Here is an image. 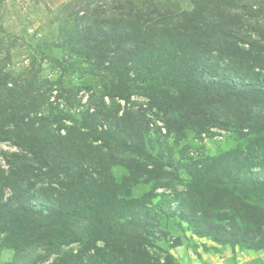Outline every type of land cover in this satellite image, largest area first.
Masks as SVG:
<instances>
[{
	"label": "rangeland",
	"instance_id": "1",
	"mask_svg": "<svg viewBox=\"0 0 264 264\" xmlns=\"http://www.w3.org/2000/svg\"><path fill=\"white\" fill-rule=\"evenodd\" d=\"M82 1L0 0V76L5 77L9 87L29 89L31 86L45 93L47 100L39 112L44 118L42 131L36 136L43 139L45 131L50 133L47 142L41 140L34 144V150L38 152L43 148V151L36 159L33 171L25 166L27 154L34 157V153H28L24 145L0 141V181L3 175L11 172L14 180H19L17 185L14 183L15 188L8 185L4 193L0 182V264H31L34 259L35 264H58L62 254H78L82 248L89 250L85 256L87 263L96 251L95 254L104 255L102 259L107 258L103 264H125L126 257V264H134L137 258H144L145 262L149 260L151 264L166 261L170 264H264V248L256 250L241 243H220L210 233H198L200 225L218 223L216 216L222 213L215 212L216 216L196 224L181 216L184 207L179 204L182 200L174 199L191 180L187 167L193 162L198 163L201 158H214L236 150L249 152L253 139L264 137V123L253 132L247 128L241 131L236 111L227 101L207 106L204 111L186 102L184 106L178 102V108L175 106L173 115L167 118L166 109L173 106L161 108L157 102L162 95L178 94L180 88L168 84L163 85L168 93L157 92L154 97L152 89L146 93L144 88H148L155 79H163L160 72L148 67L130 71L127 81L133 88L129 99L110 94L117 77H111L103 67H95L94 58L84 49L69 52L63 44L71 38L69 36L85 43L79 30L86 32L91 24L98 26L95 18L103 21L115 16L104 12V9H113L115 1L101 0L96 3L100 4L97 7L84 4L90 12H81L85 18L76 32L73 30L77 22L75 10ZM120 1L144 8L158 4L159 10L169 8L178 12L198 9L206 21H210L211 14L220 8L226 14H236L241 22L232 28L230 36L219 43V53L205 59L204 71L214 76L207 92L224 91V88L233 91L226 80L243 87H251L261 81L257 76L247 78L241 76L235 67H227L226 57L232 46L238 44L248 48L250 42L255 41L261 47L260 52L264 53V0H230L227 5H221L219 0ZM62 22L70 24L71 34H62ZM91 45L87 42V46ZM199 72L202 74L203 70ZM262 76L260 83L264 82V72ZM254 108L258 110L260 105L256 104ZM84 117L90 121L88 125ZM207 117L216 121L223 118V124L233 122L228 128H221L210 125ZM39 124L36 123L37 126ZM126 128L133 130L129 138L121 137V131ZM27 136L34 135L31 132ZM132 142L136 149L131 147ZM96 148H106L100 159L110 167L109 174L102 177L101 169L95 170V163L89 158ZM97 149L96 153L99 152ZM150 153L160 156L163 159L161 164L151 166L145 162L144 158ZM135 154L136 157H131ZM8 158L16 163L13 170ZM144 168L149 170L140 176L139 170ZM252 171L257 172L255 179H264V168L253 167ZM150 172L154 174L152 178ZM176 172L180 181L175 176ZM96 176L98 179L86 192L85 202L83 200V208L87 204L88 207L82 215L83 221L77 226V233L92 234L90 227L102 219L113 226L114 239L109 243L98 239L99 251L89 241L84 243L85 247L81 242L71 241L60 247V254L51 252V248H57L55 244L63 230L38 228L33 232L35 243L32 246L28 242L22 248L14 246L9 236L22 225L14 222L16 212L37 208L46 214L52 213L60 206L59 197L54 198L52 192L65 185L67 192L71 190V196H83L84 187L78 192L79 186L88 185ZM156 183L159 186L151 192ZM16 188L20 189L19 195L11 199ZM34 191H38L39 196ZM40 192H43L42 196ZM7 203L11 206L7 207ZM228 210L230 228L241 231L249 225L237 201H233ZM121 225L126 226V233L122 235ZM42 226L46 227L44 222ZM140 226L149 242L141 245L126 241L131 237L130 233L133 235L139 231ZM250 226L256 229L254 224Z\"/></svg>",
	"mask_w": 264,
	"mask_h": 264
},
{
	"label": "trees",
	"instance_id": "2",
	"mask_svg": "<svg viewBox=\"0 0 264 264\" xmlns=\"http://www.w3.org/2000/svg\"><path fill=\"white\" fill-rule=\"evenodd\" d=\"M100 1L92 0L89 3L84 0L81 2L82 4L80 3L81 6L75 10L77 18H75V21L77 20V22L73 30L78 32L80 29L79 24L84 22L83 18L85 17L81 15V12L86 10L84 4H94L96 6L100 5L96 4ZM106 1L109 2L110 0ZM114 1L113 9H104V12H110L115 15L112 16L114 18L109 17L103 21L95 18L96 21L98 20V26L94 27L91 24L89 28H85L86 32L79 30L85 43L80 39L74 40L72 36H69L71 38L63 44V47L69 52L84 49L85 53H90V56L94 58L92 61L95 67H103L108 70L107 73L111 74V77H117L110 94L129 99L133 88V85L128 84L127 81L130 71L132 69L136 71L143 70L148 67L151 70L160 72L163 79L158 81H155V79L148 88H144L146 93L151 89L154 91L150 92L153 97L157 92L168 93L163 86L168 84L180 88L178 94L162 95L157 102V105L161 108H166L165 105L173 106L171 109H166L167 118L173 115L175 106L178 108V102H182V106L186 102L185 104L201 108L204 111L207 106L227 101L236 111L241 131L247 128V131L253 132L263 126L264 82H260L263 79L262 74L264 72V53L260 52L261 47L256 41L250 42L248 48L241 47L238 44L232 46L226 57L228 59L227 63H229L226 66L235 67L241 76L251 79L257 76L261 81L251 87H243L226 80L234 92L225 88L224 91L220 89L219 91L210 90V93L207 92L209 85H211L210 79L214 78V76L204 71L206 66L205 59L215 52L219 53V43L230 36L232 28L241 22L239 16L237 17L236 14L231 15L230 13L226 14L224 9L220 8L217 12L211 14L212 18L210 21H206L207 19L203 18L202 12L198 9L178 12V10L172 11L169 8L159 10L160 6L158 4L154 7L144 8L130 6L120 0ZM219 2L221 5H227L230 0H219ZM88 12L90 11L86 10L84 13ZM234 21L236 22L234 23ZM61 24H63L62 34H71L73 30L69 29L70 24L67 22H62ZM87 42L92 45L87 46ZM213 46H215L214 50ZM199 70H203V73L201 74ZM209 94L210 97L208 99ZM233 96L235 97L233 98ZM46 100L47 96L41 89L31 86L29 89H17L16 86L9 87L5 77L0 76V141H12L17 145H24L28 153H34V157L27 154L26 164L29 166L26 165L25 167L27 170L30 169V171H33L36 167V159H39V154L43 151V148L39 149L38 152L34 150V144H38L41 140L47 142L50 138L49 131H45L43 139L36 136L42 131L43 123L41 122L44 118L39 115V112L41 105ZM256 104L257 106L260 105L258 110L254 108ZM207 118H209L210 125H216L221 128H228V125L233 122L223 124L221 121L224 120L223 118H218L217 121L210 117ZM84 120L88 125L90 122L88 118L84 117ZM37 122H40L38 126L36 125ZM131 130L129 128L122 130L121 137L129 138ZM180 130L182 131L183 128L181 127ZM31 132L34 136L29 138L27 134ZM56 140L58 139L56 138ZM133 145L134 142H132L131 147L136 149ZM249 147V152H238L236 150L214 158H201L202 160L199 159L198 163L197 161L193 162L190 167H187L191 180L184 186V191L178 193L174 199L178 200L180 198L182 200L179 204L184 207L181 216L187 217L189 221L196 224H200L202 219L216 216L213 214L215 212L222 213L216 216L219 220L218 223L209 222L205 226L200 225L201 228L197 230L200 235L210 233L217 242L241 243L245 247L259 250L264 248V179L259 177L255 179L254 176L257 172L254 173L252 168H264V137L256 136ZM96 149L92 151L89 158L94 161L95 170L101 169L100 174L102 177L109 174L110 169L109 164L100 159V154L105 152L106 148H98V153H96ZM136 156L137 154L131 157ZM144 160L152 166L161 164L163 159L150 153ZM7 161L13 170L16 163L9 158ZM148 170L149 168H144L143 171L139 170V175L144 176ZM150 173L152 176H149L152 178L154 174ZM7 174L9 175L1 177L2 193L5 192L8 185L14 187L19 182L17 178L14 180L15 177L12 172ZM175 176L179 181L181 180L177 172ZM96 179H98L97 176L92 177L88 185L86 183L79 186L78 192L81 187H84L83 196L80 197L71 196V190L67 192L65 185L52 192V194H55L54 198L59 197L60 203L59 208L52 213L46 214L37 208L16 212L14 214L16 215L14 222L18 226L21 224L23 226L21 225L9 236V239L15 243L14 246L22 248L24 243L27 242L32 246L35 243L33 232L38 231V228H43L44 230L54 228L55 230H63V233L55 244L57 248H51V252L62 254L60 247L71 241L81 242L84 247L86 246L84 243L89 241L92 247H95L94 249L97 251L101 250V248H97L98 239H103L107 243L114 239L113 226L105 223L104 221L106 220L100 219L95 224H92L90 227L92 234L90 235L77 233L79 229L77 226L83 221L82 215L87 211L88 207L87 204L86 208H83V203L88 196L86 192L90 191L91 184L96 182ZM158 186V183L153 184L151 192ZM19 190L18 188L14 190L11 199H15L19 195ZM34 193L39 196L38 191H34ZM42 195L43 192H40V196ZM90 199L92 200L93 197ZM253 200L256 201L253 202ZM233 201H237L240 204L241 212L249 224L241 231H237L235 227L230 228V222H227L230 220L228 208ZM6 206L10 207L11 203H7ZM43 222L46 227L42 226ZM253 224L256 229L250 226ZM142 228L140 226L139 231L133 235L130 233L131 237L126 241L136 242L141 245L148 243L149 240L144 236ZM145 230L148 229L145 228ZM120 233L121 235L126 233V226L121 225ZM15 241H18V244ZM88 251L87 248H82L78 254L65 252L60 257L58 264H103V261L107 259L106 257L102 259L104 255L95 254V251L90 257V262L87 263L85 256ZM147 261L145 262L144 258H137L133 263L151 264L149 260ZM126 262L127 257L125 258V264ZM168 262H156L155 264H170ZM35 263L36 260H32L31 264Z\"/></svg>",
	"mask_w": 264,
	"mask_h": 264
}]
</instances>
